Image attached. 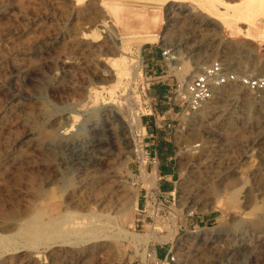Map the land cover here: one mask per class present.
Listing matches in <instances>:
<instances>
[{
	"label": "rangeland",
	"instance_id": "374dc122",
	"mask_svg": "<svg viewBox=\"0 0 264 264\" xmlns=\"http://www.w3.org/2000/svg\"><path fill=\"white\" fill-rule=\"evenodd\" d=\"M194 1L0 0V264H140L152 246L165 258L161 243L173 248L171 264H264V92L224 87L197 113L158 130L175 152L172 164L160 160L162 176L170 175L161 191H173L175 201L161 219L140 213L142 187H151L146 157H156L155 124L168 102L154 93L176 85L154 79L144 50L154 57L170 50L180 83L215 62L238 76L264 75V17L261 31L253 18L260 0ZM119 4L127 14L110 10ZM138 13L159 16L152 32L161 40L140 47L151 31H128ZM123 52L141 61L135 81L116 76ZM130 108L140 116L137 133ZM113 109L124 116V132L109 118ZM78 145L86 147L85 163ZM56 212L68 216L59 227H105L87 242L64 236L37 249L26 244L22 229Z\"/></svg>",
	"mask_w": 264,
	"mask_h": 264
},
{
	"label": "bare ground",
	"instance_id": "6f19581e",
	"mask_svg": "<svg viewBox=\"0 0 264 264\" xmlns=\"http://www.w3.org/2000/svg\"><path fill=\"white\" fill-rule=\"evenodd\" d=\"M217 1L218 3L220 4H223L225 5V2L223 0H215ZM257 6H256V10H255V14H254V23H255V26L257 29L260 28L259 26V21L262 17H264V0H260L259 2H257ZM127 5V4H125ZM124 5V6H125ZM164 6L168 5V4H163ZM138 6V5H137ZM219 7V6H218ZM253 7V6H251ZM110 8V7H109ZM127 8V7H126ZM155 8V7H154ZM164 8V7H163ZM165 9V8H164ZM220 9V7H219ZM112 12H114L115 14L118 13V12H124L125 14H127V10L123 7V5H117V6H114V7H111L110 9ZM138 10V9H137ZM254 10V8H253ZM109 13H111L109 11ZM164 13V12H163ZM252 14V13H251ZM243 16V15H242ZM129 17V16H128ZM131 18V17H130ZM164 18V17H163ZM132 19V18H131ZM133 22L134 23H130L128 25V31H137V29L135 28L138 27L140 29H149V31H153L155 30L156 26L159 25L160 23V18L158 15H151V14H146V13H138L134 16L133 18ZM103 28H106V29H111V26L108 25V23H104ZM227 28L229 29H233V27L231 26H226ZM249 30V29H248ZM246 31L245 33V36L247 37H250L252 36V32L250 31ZM162 35H147L144 37V39H142L144 42L140 44V47H142V44H145L147 43V41H151V40H161L162 39ZM123 37H118V42H119V45L124 48L126 46V44L123 43ZM124 55H122L120 58H118L116 61H114L115 65L114 67L116 68V76L119 77V78H129L130 79L132 78L133 81H135L136 79V74L138 73V70L139 68L141 67V61L140 59L139 60H136L134 59L133 57H128L126 53L123 52ZM178 58L174 57L172 55V62H171V66L172 67H177V65H179V63H176L174 60H177ZM199 72H195L194 74H191L187 79H185L184 81H182V83H186L189 81V78L193 77L195 74H197ZM116 77V78H117ZM125 81H127L125 79ZM118 82V81H117ZM119 83V82H118ZM128 84V83H127ZM120 85V83H119ZM118 85V86H119ZM118 86L116 88H118ZM122 86V85H121ZM127 86V85H126ZM116 93V89H114ZM129 90V89H128ZM127 93V92H126ZM117 94V93H116ZM114 96V95H113ZM97 97V96H96ZM112 97V96H111ZM117 97V96H116ZM127 97V95H126ZM113 99V98H111ZM115 100V99H113ZM127 103L129 104L130 101V98L127 97ZM123 101V100H122ZM121 102V101H120ZM115 105V104H114ZM131 105V104H130ZM114 108V107H113ZM117 108V107H116ZM109 110V109H108ZM130 111H131V115H132V119L129 120L130 121V124L134 127V133H137L140 129V123H141V120H140V116H136L135 113L133 112L132 108H130ZM121 112V111H120ZM108 114V113H107ZM109 118L110 119H113V122L117 123V125L120 127V129L124 132L126 127H125V124H124V121H123V117L121 118L120 117V113L118 112V110H114L113 111H109ZM108 119L105 120L104 124H103V127L106 128V129H109L110 126L108 124ZM126 121V120H125ZM128 121V120H127ZM128 121V122H129ZM127 122V123H128ZM129 125V123H128ZM112 126H116V124H113ZM130 127V126H129ZM101 128V127H100ZM128 128V127H127ZM132 128V127H131ZM113 130V129H111ZM96 132V131H95ZM127 133V132H126ZM133 136V135H132ZM115 137V136H114ZM120 138V137H119ZM135 141V140H134ZM79 142V141H78ZM83 143V142H82ZM75 144V143H74ZM133 147H134V150H135V153L138 154V156H140L141 158H143L144 156V151L141 150L138 145L136 144H133ZM85 148L86 147H83L82 145H78L76 147V152H77V155H76V158L78 160H80L82 163H85L86 160H85V154H86V151H85ZM88 151V150H87ZM71 152V151H70ZM73 164V163H72ZM157 168V167H156ZM156 168L154 169L153 172H150V171H147L146 169V172H147V185H151L150 188H147V189H152V188H157L158 185L156 183L157 181V176H158V172L156 171ZM142 172V171H141ZM174 195V193H169L167 196L168 197H172ZM137 201V200H136ZM136 203V202H135ZM137 204V203H136ZM137 206V205H136ZM95 212V211H94ZM36 217V216H35ZM34 217V218H35ZM73 217V216H72ZM93 218H96L98 217V215L96 214H93L92 216ZM37 218V217H36ZM65 219H68V216H64L63 214L61 213H58L56 212L55 214H51L49 215V221L48 222H42L41 220H32V222H35V223H32L30 226H27V227H24L22 229V236L26 239V244L30 245L32 248H40L41 246H46L48 243L50 242H55L56 239H60L61 237L63 238L64 236H71V237H74L76 243H80L81 241H85L87 242V240H89L90 238L91 239H95L96 236H98L100 234V230L103 229L105 226L104 225H99L93 221L89 222V223H76L73 224L75 226H72V224H70L68 227H59V224H61ZM97 219V218H96ZM31 220V219H30ZM48 220V219H47ZM22 223V222H21ZM23 224V223H22ZM25 224V223H24ZM27 224V222H26ZM102 224V223H100ZM64 225V224H63ZM18 226V225H17ZM101 228V229H100ZM20 230V229H19ZM18 230V232H19ZM176 230V229H175ZM102 231V230H101ZM174 231V230H173ZM17 232V230H16ZM17 232V233H18ZM102 235V234H101ZM172 235V234H171ZM16 236V234H15ZM100 236V235H99ZM58 237V238H57ZM172 240L174 241L175 240V237L177 236H172ZM5 237L4 236H0V243H5L4 241L2 240H5L4 239ZM9 238V237H8ZM73 238V239H74ZM88 238V239H86ZM12 239V238H11ZM7 240V241H11L9 244L11 245H15L16 241L14 240ZM90 239V240H91ZM98 239V238H97ZM100 239V238H99ZM96 240V239H95ZM64 241V240H63ZM69 242V240H67ZM66 242V241H65ZM160 264H164L163 262H161ZM168 264V263H167Z\"/></svg>",
	"mask_w": 264,
	"mask_h": 264
},
{
	"label": "built area",
	"instance_id": "2783aa9c",
	"mask_svg": "<svg viewBox=\"0 0 264 264\" xmlns=\"http://www.w3.org/2000/svg\"><path fill=\"white\" fill-rule=\"evenodd\" d=\"M170 54L171 51L167 49H164L162 52V58L167 62L168 70L171 72L168 64V61L172 60ZM231 85H240L253 93H262L264 92V75L254 78L238 76L236 73L227 69L222 62H215L205 66L199 73L189 78V81L186 83H180L177 79L175 87L170 90L167 97L168 104L177 115L182 114L188 116L197 113L213 101L219 89ZM163 127L171 129L172 125L164 123ZM147 162L149 164L148 169H151L150 171H153L157 167L158 176L156 183L158 187L150 190L144 186L142 187L145 193L143 195L144 206L140 213L142 214L141 216L145 217V220H157L168 215V210L170 209L169 204L172 201L174 202L175 199L169 198L167 196L169 193L166 194L161 191V185L166 178L160 172L159 159L157 157H147ZM139 173L142 174L140 170ZM166 245L161 246L165 247ZM157 249V246L149 247L145 255L146 262H141L140 264H160L161 262L171 264L175 261V255L173 253L167 255L164 259H159L157 257Z\"/></svg>",
	"mask_w": 264,
	"mask_h": 264
},
{
	"label": "crops",
	"instance_id": "0c3cea01",
	"mask_svg": "<svg viewBox=\"0 0 264 264\" xmlns=\"http://www.w3.org/2000/svg\"><path fill=\"white\" fill-rule=\"evenodd\" d=\"M148 1H153V2L154 1H161L163 4H169L173 0H148ZM176 1H192L196 5V1H194V0H176ZM231 5H235V4H231ZM220 12H225V11H222L220 9ZM209 16L211 18L216 17V16H211L210 14H209ZM216 18H218V17H216ZM124 31H126V30H124ZM230 31L233 34H237L238 33L237 31H235V29H230ZM246 31L247 30L244 31V35H245ZM256 31H261V30L260 29H256ZM147 34H155V33H153L151 31L150 33H146L145 35H147ZM155 35H160V34H155ZM138 36H142V35H138ZM259 36H260V34H258V35L256 34L255 37L252 38V39H256ZM131 37H133V36H131ZM146 44H152V43H145V44H143V46L146 45ZM164 49L165 48H163V50ZM144 52L147 53V57H148L147 68H150V72H152L153 75L155 76V78L153 76H151V78L163 80V84H167V81L170 78H174L173 81H175L177 83L176 76L175 75H172L171 72L168 70L167 62H165L163 60L162 53L161 54L160 53H157L156 54V57H154L155 54H153V52L148 51V50H144ZM169 93H170V90L167 87L164 86V87H158L155 90L154 95H155L156 98H158L162 102L163 100H166L167 99ZM163 103H164V105L161 108V111L160 112L157 111L159 113L160 118H161V122L162 121H164V123L171 122V121L172 122H175L177 120L176 119V116H178L177 113L176 112H173L172 109H171V107L169 108L167 106L168 102L164 101ZM164 123L162 122V125L161 124L158 125V121H157L156 124H155V128H156V133H155L156 134V140H158L157 141V145H156V150H157L156 157L159 159V161L162 160V162L164 163L163 165L168 166V165L172 164V162L175 160V156H174V153L175 152H174L173 145L171 144V141L168 140L167 135L165 133H163L164 131H162V130L161 131H158V130H160L163 127V124ZM148 129H149L148 127L145 128V130H147V131H148ZM151 137L152 138H155V135L152 134ZM146 160H147V157H146ZM160 166H161V164H160ZM147 170L150 171L148 169V165H147ZM153 171H150V172H153ZM156 171H157V168H156ZM160 172L162 173V171H160ZM163 176L166 179H168L169 178L168 176H170V175H167L166 174V175H163ZM173 177L174 176L171 175V180L172 181H173ZM166 194H168V193H166ZM161 245H165V244H162L161 243ZM164 248H166L167 251H168L165 257H167V255H170L171 253H173V248L172 247H168V245H166ZM159 250H160V247L157 249V257L158 258H159Z\"/></svg>",
	"mask_w": 264,
	"mask_h": 264
}]
</instances>
